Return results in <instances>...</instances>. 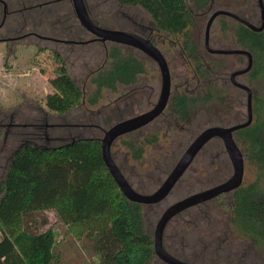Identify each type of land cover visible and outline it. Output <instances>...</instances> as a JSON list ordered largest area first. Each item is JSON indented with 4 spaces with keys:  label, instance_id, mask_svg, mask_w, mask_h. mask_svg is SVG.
Returning a JSON list of instances; mask_svg holds the SVG:
<instances>
[{
    "label": "rangeland",
    "instance_id": "1",
    "mask_svg": "<svg viewBox=\"0 0 264 264\" xmlns=\"http://www.w3.org/2000/svg\"><path fill=\"white\" fill-rule=\"evenodd\" d=\"M3 1L0 0L2 178L14 153L26 143L56 147L81 137L103 138L104 132L113 125L149 111L158 101L162 80L158 64L144 52L122 45L125 53L133 52L144 62V73L134 85H119L117 91L104 89L97 103L92 104L90 99L96 88L92 77L99 67L107 65V49L102 43L107 47L113 43L90 41L94 36L79 22L71 0ZM209 1L211 9L194 12L187 34L198 46L197 55L206 64L202 70L210 73L199 78L195 62L181 51L184 35H164L165 44L158 42L168 61L173 94L185 92L195 98L190 104L189 116L182 119L171 105L157 120L112 144L114 161L139 193L151 194L157 190L201 131L214 125L238 124L248 117V94L230 79L234 71L247 66L248 56L210 53L204 45L205 30L210 17L219 9L234 12L261 26L259 2ZM85 2L93 21L103 28L139 33L146 32L152 23L150 15L138 6H126L117 0ZM238 23L229 16L216 17L211 27L210 46L226 50L241 48L234 28ZM65 72L70 78L65 77ZM237 81L252 90L254 122L259 117L254 112L257 99H264V78H253L247 73ZM211 84L215 86L214 95L207 100ZM68 107L70 110H66ZM153 137L155 140L149 142ZM126 139H138L144 146L141 159L133 158L132 151L124 144ZM235 139L244 155L242 186H248L258 178L259 168L236 133ZM232 174L233 165L222 141L213 139L163 201L142 204L145 228L154 235L166 208L227 180ZM261 184L264 187V176ZM232 205L233 192H230L178 214L165 228V249L192 264H264V242L252 241L235 231ZM30 221L29 226L35 232L49 228L55 231L58 254L55 264H98L99 258L92 255L89 244L67 233V226L54 211L34 214ZM2 237L0 232V241ZM152 264L167 263L155 255Z\"/></svg>",
    "mask_w": 264,
    "mask_h": 264
},
{
    "label": "trees",
    "instance_id": "2",
    "mask_svg": "<svg viewBox=\"0 0 264 264\" xmlns=\"http://www.w3.org/2000/svg\"><path fill=\"white\" fill-rule=\"evenodd\" d=\"M117 1L142 8L159 31L175 37L184 35L180 47L195 62L196 72L201 76L210 73L202 70L205 65L197 55L198 47L187 34L194 12L205 9L209 0ZM234 28L238 45L253 55L248 74L264 78V30L255 32L241 23ZM102 46L107 49V65L99 67L92 77L96 86L92 104L104 89L117 91L119 85H134L145 71L144 62L133 52L125 53L122 45ZM65 77L70 78L66 72ZM214 87H208L207 100L214 95ZM77 90L82 94L80 88ZM194 100L187 94L177 95L172 106L186 119ZM257 102L254 112L259 117L236 136L258 165V178L233 192L232 223L239 234L264 242V99ZM124 144L133 158L143 157L144 146L138 139H126ZM0 194V264L57 262L55 231L35 232L29 226L32 215L45 211H54L67 226V233L89 244L92 255L99 258L98 264H152L155 258L154 237L145 228L142 204L127 200L120 190L103 160L99 137L76 138L56 147L22 145L12 156L4 178L0 172Z\"/></svg>",
    "mask_w": 264,
    "mask_h": 264
},
{
    "label": "water",
    "instance_id": "3",
    "mask_svg": "<svg viewBox=\"0 0 264 264\" xmlns=\"http://www.w3.org/2000/svg\"><path fill=\"white\" fill-rule=\"evenodd\" d=\"M71 1L79 22L89 33L94 36V39L102 42H111L114 44L126 45L136 48L152 58L158 64L160 69L162 80L160 97L157 104L147 112L116 123L104 132L103 138H100L103 160L110 174L118 184L120 190L127 198V200L139 204H156L163 201L171 193L172 189L188 170L197 155L213 139H220L222 141L224 148L232 162V176L217 185L193 193L170 205L164 210L157 222L156 229L153 235L155 254L167 264H192L180 260L179 258L171 255L165 249L163 244V235L165 228L175 216L184 212L185 210L213 200L223 194L234 192L236 189L242 186L244 176V155L235 139V133L239 130L249 127L253 123L252 90L247 85L242 84L236 80L238 76L249 73L252 70L254 64L253 55L251 54V52L242 48L226 50L210 47L211 27L216 17L224 15L232 17L239 23L245 25L255 32H262L264 30V0H258L261 11V26H256L233 12L227 10H219L210 17L205 30V46L210 53L225 55L239 54L248 56L247 66L245 68L238 69L231 74L232 83L235 86L245 90L248 94L247 119L244 122L231 126L214 125L207 127L206 129L201 131L186 148V150L176 162L160 187L151 194L139 193L133 188V186H131V184L128 182V180L114 161L111 154V147L114 141L118 138L147 126L150 122L155 120L164 112L165 108L168 105L171 94V74L168 63L161 50L150 39L132 31L103 28L97 25L91 18L85 0Z\"/></svg>",
    "mask_w": 264,
    "mask_h": 264
},
{
    "label": "flooded vegetation",
    "instance_id": "4",
    "mask_svg": "<svg viewBox=\"0 0 264 264\" xmlns=\"http://www.w3.org/2000/svg\"><path fill=\"white\" fill-rule=\"evenodd\" d=\"M3 1V0H2ZM4 2V1H3ZM2 2V3H3ZM3 4H5V2L3 3ZM211 7H212V4H211V2L209 1V3H208V5L205 7V9H203L202 11H196V12H203V11H205V10H209V9H211ZM219 10H225V9H219ZM219 10H216L215 12H217V11H219ZM227 11H229V10H227ZM214 12V13H215ZM231 12V11H230ZM213 13V14H214ZM234 13V12H233ZM212 14V15H213ZM236 14V13H235ZM221 16V15H220ZM224 16V15H223ZM241 17V16H240ZM243 18V17H242ZM244 19H246V18H244ZM247 20V19H246ZM247 21H249V20H247ZM250 22V21H249ZM250 23H252V22H250ZM253 24V23H252ZM1 28V27H0ZM139 34H141V35H143L144 37H146V38H148V39H150L157 47L159 46V41L164 45L165 44V42H166V38H164V35H169V34H165V33H163V32H161V31H159L158 29H156L155 28V26H154V24H153V22L151 23V25L149 26V27H146V32H139ZM210 35H211V31H210ZM48 39H52L51 37H48ZM158 39V40H157ZM191 41H192V39H191ZM210 41H211V38H210ZM77 42V41H76ZM171 42H173V41H171ZM193 43V42H192ZM204 45H205V43H204ZM198 47V46H197ZM206 47V46H205ZM211 47V46H210ZM159 48V47H158ZM207 49V48H206ZM215 49H218V48H215ZM243 49V48H242ZM198 50H199V48H198ZM181 51H182V53L183 54H185L184 53V51H183V49H181ZM162 52V51H161ZM163 53V52H162ZM198 54H199V52H198ZM164 55V54H163ZM233 55H239V54H233ZM199 56V55H198ZM164 57H165V55H164ZM185 57H186V54H185ZM165 59H166V61H167V58L165 57ZM188 60H189V58H188ZM167 63H168V61H167ZM204 63V62H203ZM204 65H206V64H204ZM169 66V65H168ZM170 69V68H169ZM171 74V73H170ZM247 74V73H246ZM242 76V75H241ZM196 78H198V74H196V76H195ZM239 77V76H238ZM237 77V78H238ZM199 78H200V75H199ZM198 78V79H199ZM237 78H236V80H237ZM230 79H231V76H230ZM232 82V81H231ZM233 84V83H232ZM243 84V83H242ZM181 94H187V93H185V92H183V93H179V94H173V92H172V76H171V94H170V98H169V102H168V105H167V107L165 108V110H167L168 108H169V106H171L172 104H173V100H174V98L177 96V95H181ZM188 95V94H187ZM159 97H160V94H159ZM159 97H158V99H159ZM158 102V101H157ZM157 102L155 103V105L157 104ZM154 105V106H155ZM153 106V107H154ZM153 107H150V109H148V110H151ZM173 107V106H172ZM174 108V107H173ZM165 110H164V112H165ZM164 112L160 115V116H162L163 114H164ZM159 116V117H160ZM159 117H157L155 120H157ZM155 120H153V121H155ZM152 121V122H153ZM151 123V122H150ZM149 123V124H150ZM46 127V126H45ZM128 135V134H127Z\"/></svg>",
    "mask_w": 264,
    "mask_h": 264
}]
</instances>
